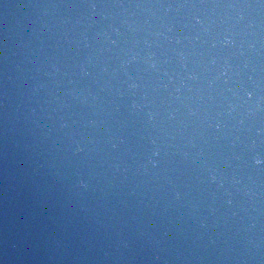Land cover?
<instances>
[{"label":"water","instance_id":"1","mask_svg":"<svg viewBox=\"0 0 264 264\" xmlns=\"http://www.w3.org/2000/svg\"><path fill=\"white\" fill-rule=\"evenodd\" d=\"M264 140V0H0V264H174Z\"/></svg>","mask_w":264,"mask_h":264}]
</instances>
